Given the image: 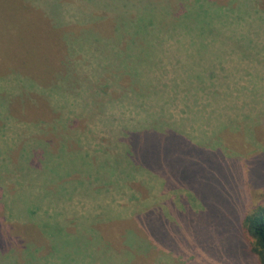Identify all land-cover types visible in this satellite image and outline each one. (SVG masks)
Segmentation results:
<instances>
[{
  "label": "rangeland",
  "instance_id": "rangeland-1",
  "mask_svg": "<svg viewBox=\"0 0 264 264\" xmlns=\"http://www.w3.org/2000/svg\"><path fill=\"white\" fill-rule=\"evenodd\" d=\"M152 1L0 0V264H260L264 0ZM159 130L204 149L209 211L154 221L164 189L122 180L121 139Z\"/></svg>",
  "mask_w": 264,
  "mask_h": 264
},
{
  "label": "trees",
  "instance_id": "trees-1",
  "mask_svg": "<svg viewBox=\"0 0 264 264\" xmlns=\"http://www.w3.org/2000/svg\"><path fill=\"white\" fill-rule=\"evenodd\" d=\"M141 1L143 3L144 1L147 2L144 8L141 9L156 11L154 9L156 2L154 3L152 0ZM119 3L116 6L118 8V12H115L116 15L120 14L125 17L126 14L133 13L134 5L132 0H119ZM164 5L167 9H170L169 3ZM167 9H163L162 12L159 11L163 15L162 19L176 16L173 12L167 13ZM153 16L149 17L154 18ZM179 17L177 15L175 21ZM129 22L133 24L135 19H129ZM174 24L173 26H177V24ZM120 142L127 158L126 163L120 169V176L127 175L129 178L122 180H125V183L131 182V186L137 183L140 186L147 184L154 190L151 185L153 183L156 186V190L158 189L156 192L164 189L163 193L169 201L171 211L168 216L161 205L149 204L153 198L143 206H146L143 211L161 215L160 219L155 218L154 221L159 222L162 218H168L169 220L173 219L175 222L176 219H179L180 212H184L182 209H185L186 213L191 211L198 215H201L204 211H209L207 204L210 199L206 196L208 194L207 188L201 185L199 179L203 178L208 171H211L213 166L208 169L203 164L205 159L202 158V154L198 153V151H203L204 149L200 148L199 144L194 143L178 131L162 132L160 130L127 133ZM132 172H139L140 175L134 174L131 176ZM140 176L145 177L146 180H138ZM110 183V181L106 182V185ZM172 195L177 197L175 204L169 199ZM208 200L209 202H207ZM232 207H234V204H230V208ZM219 212H225V210L220 208ZM243 215V217H239L238 226H240L243 234L247 237L250 252L256 255L260 264H264V206L258 204L248 212L245 211ZM171 227L173 229L177 228L174 223ZM172 236L174 235L172 234Z\"/></svg>",
  "mask_w": 264,
  "mask_h": 264
}]
</instances>
